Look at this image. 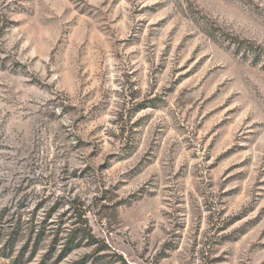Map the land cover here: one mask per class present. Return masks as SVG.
<instances>
[{"label":"rangeland","instance_id":"374dc122","mask_svg":"<svg viewBox=\"0 0 264 264\" xmlns=\"http://www.w3.org/2000/svg\"><path fill=\"white\" fill-rule=\"evenodd\" d=\"M11 217L0 264H264V0H0Z\"/></svg>","mask_w":264,"mask_h":264},{"label":"trees","instance_id":"16d2710c","mask_svg":"<svg viewBox=\"0 0 264 264\" xmlns=\"http://www.w3.org/2000/svg\"><path fill=\"white\" fill-rule=\"evenodd\" d=\"M13 218L14 217H11V224L9 225V228H7L5 230L4 229H2V230L0 229V243L3 242V249L7 248L8 243L13 241V239L16 238V235H18V233L20 231L21 219L20 218H16V219L14 218L13 219ZM85 230L86 229H84V237L86 239H88L89 241L94 242V243L96 241H98L96 238H94V236H92L89 232L87 233ZM30 231H31L30 233H32L33 226H31ZM38 232L35 234L36 236L39 235ZM69 241L71 242L72 238ZM35 250H36L35 248H34V250H32L31 255L29 256V258L32 257V255L35 253ZM23 252H24V250L23 251L21 250V252L18 253V255L15 258V261H16V259H18L17 257H21V255H23ZM15 263L16 264H23L24 262L23 263L22 262H15Z\"/></svg>","mask_w":264,"mask_h":264}]
</instances>
